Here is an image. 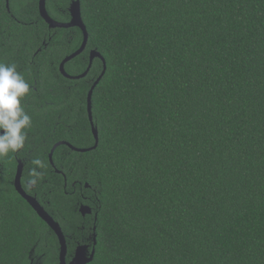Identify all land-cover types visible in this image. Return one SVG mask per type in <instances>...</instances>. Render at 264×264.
Listing matches in <instances>:
<instances>
[{"label":"trees","instance_id":"obj_1","mask_svg":"<svg viewBox=\"0 0 264 264\" xmlns=\"http://www.w3.org/2000/svg\"><path fill=\"white\" fill-rule=\"evenodd\" d=\"M20 1L6 7L24 25L7 22L0 2L12 34L4 48H40L37 80L53 90L48 104L26 111L25 147L0 160L14 168L16 155L24 176L40 173L33 193L59 222L67 259L94 232L89 264H264V0H46L58 22L78 1L88 33L66 73H84L91 50L106 63L92 94L97 147L60 145L53 167L56 143L95 144L87 96L103 64L96 58L84 78H64L58 65L79 48L81 31L49 30L38 0ZM80 205L92 214L81 216ZM58 249L1 176L0 264L37 255L58 264Z\"/></svg>","mask_w":264,"mask_h":264},{"label":"water","instance_id":"obj_2","mask_svg":"<svg viewBox=\"0 0 264 264\" xmlns=\"http://www.w3.org/2000/svg\"><path fill=\"white\" fill-rule=\"evenodd\" d=\"M6 1L8 3V0H6ZM7 8H8V5H7ZM38 12H39L41 19L46 23V25L48 26V28L50 30L51 29L78 28L82 33L83 38H82V42H81L79 48L77 50H75L73 53L67 55L59 64V73L64 78L69 79V80H78V79L84 78L87 75L88 71L90 70V67H91L93 60L96 58L100 59L102 64H103V72L98 77L97 81L92 85L90 91L88 92V96H87V113H88V119L90 122L91 131H92V135H93L95 144H94V146H92L88 149H78V148H75L66 142H58L52 147V149L48 155L49 162L51 165H53L52 154H53L54 150L60 145H67L71 150L77 151L80 153H84V152L93 150L97 147L98 131H97L96 127H94L93 120H92V94H93L94 88L97 86V84L99 83V81L101 80V78L103 77V75L106 71V63H105L104 58L97 51L91 50L89 52V66L85 70L84 73H82L80 75H76V76H71V75L67 74L65 71V64L68 61L79 56L81 53H83L86 46H87V42H88V33H87L86 27H85L83 20H82V17H81L80 4L78 1H74L70 4V7H69L70 20L68 22H58V21H55L52 18H50V16L47 13V10H46V0H38ZM21 173H22V163L19 161L18 165H17V169H16L15 178H14L15 189L26 200V202L31 206V208L37 214V216L55 234V236L58 240V244H59L58 264H89L93 260L95 251L93 249L90 253H88V246H85V245L77 246L75 251H74L72 259L68 263L66 262L65 257H66L67 246H66L65 236L62 232L60 225L43 209V207L37 202V200L35 198L26 196L24 194V192L21 190V187H20ZM85 188H88L87 184L85 185ZM79 213L81 214V216L84 217L86 215H90L92 213V211H91L90 207L81 205L79 207ZM94 230H95V228H94ZM93 244L96 245V235L95 234H93Z\"/></svg>","mask_w":264,"mask_h":264},{"label":"flooded vegetation","instance_id":"obj_3","mask_svg":"<svg viewBox=\"0 0 264 264\" xmlns=\"http://www.w3.org/2000/svg\"><path fill=\"white\" fill-rule=\"evenodd\" d=\"M1 1L2 0H0V2ZM13 1H15V0H13ZM16 1H17V3H21L20 0H16ZM13 7L15 9V7H20V6H15V3H14ZM5 10L8 13V16H7L8 21L7 22H10L13 24L15 23L18 25L19 24H23V25L27 24L26 22L24 23L21 20H19L18 17H16L17 15L11 13V9H10L9 5H8V8L6 7V0H5ZM4 13H5V11L0 9V40H2V42L0 44L1 45V47H0V63L6 64V65H10L12 63H15L17 66V71H19L24 76L25 80L27 82H29V84L31 86V92L23 98L21 103H22L25 111L32 110V112H35L37 104H39L41 107H42L41 102H43L44 104H48V101L45 99H42V98L48 96L53 89L51 88L50 84L45 82L46 77L37 80L38 75H37V64H36L35 57H36V54L38 53V51H40V48L37 50H31L32 48H30V50H27L24 46L22 47L21 44L17 43V41L15 42L14 47L7 48V49L4 48L5 38L11 37V35H12V34H10L8 29L3 30L4 21H3L1 16L4 15ZM31 23H32L31 19H29L28 24H31ZM45 37H47V36H45ZM47 38H49V37H47ZM43 46L46 47V43L43 42ZM58 72H59V65H58ZM46 74L49 75L50 72H46V73L44 72L43 74H41V76H44ZM50 77H51V75L47 76V78H50ZM13 160H14L13 161L14 162V168H12L11 166H5L6 161L0 160V174H1V176L5 179H8L9 185L14 189L15 193L18 196H20L26 202V200L16 191L15 186H14V178H15V174H16V169H17L18 162L20 161L22 163V173H21V177H20L21 190L24 192V194L26 196L33 197L37 200L36 194L33 193V191L36 187V184L33 185V184L28 183L29 179L33 178L31 175L33 169L28 170L26 175H25L26 177H25L23 175L24 169H25V164L23 162V159L21 157H17L15 155L13 157ZM10 164H12V163H10ZM51 166L53 167L54 165H51ZM54 172L56 174H60L63 176V174L58 170L54 169ZM63 179L65 180L64 176H63ZM37 202L46 211L44 204L43 203L41 204L38 200H37ZM57 223L59 224V222H57ZM93 234H95V233L90 232L88 234V237L86 236V243L85 244L75 243V246L72 249L71 258L69 260L67 259V257L69 255H68V244L66 241L67 251H66L65 259H66L67 263L72 259L74 251H75L77 246H80V245L88 246V253H90L93 249L95 251V245L93 244ZM65 240H66V237H65ZM31 254H33V253H31ZM94 255H95V253H94ZM58 257H59V249H58ZM29 258H30L29 264H41V256H39V255L34 256V257L30 256Z\"/></svg>","mask_w":264,"mask_h":264},{"label":"clouds","instance_id":"obj_4","mask_svg":"<svg viewBox=\"0 0 264 264\" xmlns=\"http://www.w3.org/2000/svg\"><path fill=\"white\" fill-rule=\"evenodd\" d=\"M30 92L29 82L17 71L15 63H0V156L17 153L25 147L26 129L31 127L32 119L21 101ZM31 163L39 168L44 167L40 159H33ZM31 175L33 178L28 183L34 185L40 173L33 169Z\"/></svg>","mask_w":264,"mask_h":264}]
</instances>
